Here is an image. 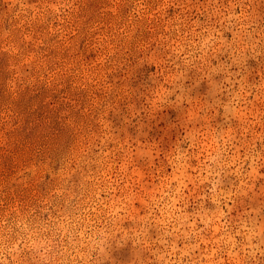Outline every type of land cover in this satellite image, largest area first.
<instances>
[{"label": "rangeland", "instance_id": "rangeland-1", "mask_svg": "<svg viewBox=\"0 0 264 264\" xmlns=\"http://www.w3.org/2000/svg\"><path fill=\"white\" fill-rule=\"evenodd\" d=\"M144 5V14L137 15L135 0H0V222L22 220L43 229L70 209L91 212L90 186L105 189L99 193L105 203L121 195L109 189L127 186L135 195H130L120 227L131 231L143 225L148 238L174 244V249L160 246L174 252L166 260L264 264L259 252L241 251L244 236L264 222V54L228 68L229 93L239 100L227 119L221 110L213 121L232 130L228 151L240 164L224 184L233 193L220 205L225 215L215 219V206L207 200L195 209L196 192L188 196V190L184 201L153 207L162 178L149 162L155 164L153 157L183 135L173 125L185 111L211 102L209 81L219 83L225 73L209 70L196 83L200 73L190 69L179 105L147 111V100L134 92L147 65L137 62L141 49H158L153 38L163 21L153 12L154 0ZM180 12L170 7L164 19L174 22ZM108 51L112 55L105 59ZM218 62L227 67L228 54L210 60L209 68ZM195 211L200 214L188 215ZM165 229L173 235H163ZM237 229L243 235H234ZM131 247V241L113 242L110 261L122 264ZM62 258L65 264H81L82 259L74 251Z\"/></svg>", "mask_w": 264, "mask_h": 264}, {"label": "clouds", "instance_id": "clouds-1", "mask_svg": "<svg viewBox=\"0 0 264 264\" xmlns=\"http://www.w3.org/2000/svg\"><path fill=\"white\" fill-rule=\"evenodd\" d=\"M154 4L153 12L163 21L153 38L158 49H141L143 54L137 63L139 67H147L140 73L141 83L134 90L147 100L146 110L154 113L166 104L179 105L185 99L183 81L188 78L186 74L190 69L200 73L196 83L205 78L209 70H223L225 76L219 83L209 81L211 102L205 101L185 111L173 125L179 127L183 135L177 134L166 151L153 157L155 164L149 162L152 172L162 178L161 195L155 199L153 207L156 204L163 207L174 199L184 201L185 190H188V196L196 192L192 199L195 209H202L207 200L215 206L214 218L219 219L225 215L220 211V205L233 195L224 188L226 178L240 164L228 151L232 130L220 128L213 121L221 110L227 119L239 100L236 94L229 93L232 81L228 77L232 74L228 68L264 54V0H154ZM170 7L181 9L174 22L164 19ZM133 11L137 15L144 14V0H135ZM225 53L229 57L227 67L218 62L215 68H209L210 60ZM110 55L112 51L106 53L105 59ZM153 66L154 70H151ZM124 94L127 95V91ZM173 95L174 101L169 99ZM181 145L186 147L181 149ZM78 155L72 152L73 159ZM168 168L173 171L168 173ZM126 187L109 189L113 193L118 190L121 195L105 203L99 198V193L105 189L90 186L87 203L91 212L88 208L70 209L61 221L43 229L31 227L22 220L0 222V257H6L0 259V264H65L62 257L68 251H74L82 258L81 264H113L109 250L113 242L121 246V241H131L132 245L122 264H180L179 260H166L165 256L171 257L174 252L160 248L164 245L174 249V244L168 245L162 237L148 238L143 225L140 230L131 231L120 227L129 211L130 195H135L127 192ZM143 199L152 203V198L147 195ZM199 214L195 211L188 215ZM224 227L220 225L221 230ZM163 235L173 233L165 229ZM234 235L243 233L237 229ZM257 237L258 242L253 243ZM244 239L247 242L242 244L241 251L248 250L250 256H255L256 252L264 256V222L259 225V231L249 232Z\"/></svg>", "mask_w": 264, "mask_h": 264}]
</instances>
